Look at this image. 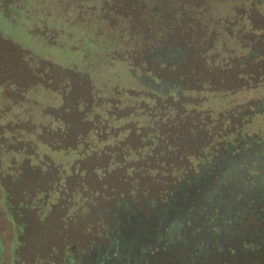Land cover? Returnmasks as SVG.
<instances>
[{
	"label": "trees",
	"instance_id": "1",
	"mask_svg": "<svg viewBox=\"0 0 264 264\" xmlns=\"http://www.w3.org/2000/svg\"><path fill=\"white\" fill-rule=\"evenodd\" d=\"M214 1L224 0L106 1L105 10L113 20L116 19L115 22L121 19L128 23L127 31L133 41L129 60L134 72L140 73L139 80L150 92L145 98L151 104L144 101L140 106L146 116V125L114 126L110 120L98 116L94 121H87L92 124L86 129L87 134H83L85 129L76 131L75 144L70 146L66 143L72 133L67 128L59 132L44 128L43 137L48 135L53 148L61 149L63 145L66 149H74L81 145L84 155L77 162L73 174L83 177L79 183L85 191L74 194L76 199H81L65 209L64 229L60 230L63 236L61 239L57 235L52 237L54 242H51L50 255L55 259L49 264H119L131 256L124 255L130 246L134 250L129 252L137 255L143 245L140 236L134 235L142 232L144 227H157L159 223L155 218L160 216V210L195 175L193 166L198 162L197 157L207 152L215 141L212 137L221 134V130L215 127L219 117L212 119L211 112L203 110V103L208 96L237 92V87H229L235 80H244L242 87L247 88L250 84L248 77H253L248 70L249 62L233 59L230 49H226L223 59L217 52L219 33L205 20L208 6ZM226 24L228 35L234 37L235 24ZM21 55L23 52L18 47L0 39V79L3 78V84L11 86L27 79L24 96L33 86L42 85L61 93L67 92L77 80L84 81V76H72L67 80L68 73L59 72L60 68L53 65L41 67V61H35L26 53L29 63H25ZM260 59L256 61L260 62ZM234 60H240V63ZM235 68H244V71L238 73ZM259 69L263 70L262 66ZM55 78L65 85L48 87L57 86ZM89 90V96L94 95V90ZM61 95L67 96L64 92ZM81 100L79 104L83 103ZM74 106L80 112L81 106L89 107ZM62 110L70 112L73 106L65 105ZM118 113L114 108L109 117L115 119L120 115ZM56 116L66 127L70 126L64 121L63 113ZM80 128L77 127L78 131ZM124 131L127 134L121 138ZM130 136L135 138L133 141L128 139L126 143L125 138ZM55 170L58 180L49 181L51 188L48 191L41 190L43 180L36 183L34 191L25 190L23 180L28 175L26 171L21 174L23 188L12 189L9 195L24 199L36 190L43 192V200L37 205V210H30L32 214H43L44 203H50L53 195H60L67 189L73 174L67 176L60 167L53 165L51 172H30L46 178ZM88 177H92L97 186L93 187ZM76 191H80L79 187ZM78 205L82 211L72 212ZM95 206H101L97 215ZM67 211H71V215ZM26 214L25 217L29 213ZM94 214L95 218L92 217ZM72 234L76 236L70 240ZM42 248L29 264H43L48 260L42 257Z\"/></svg>",
	"mask_w": 264,
	"mask_h": 264
},
{
	"label": "rangeland",
	"instance_id": "2",
	"mask_svg": "<svg viewBox=\"0 0 264 264\" xmlns=\"http://www.w3.org/2000/svg\"><path fill=\"white\" fill-rule=\"evenodd\" d=\"M106 1L0 0V39L18 47L23 52L21 58L25 63H29L24 55L26 53L35 61H41V67L53 65L60 68L59 72L68 73L67 80L72 76H84V81L76 79L73 87L67 92L62 91L67 94L66 97L61 95L62 92L42 85L29 88L24 96L27 79L15 86L3 84V78L0 79V264H27L36 259V253L42 247V257L48 258L42 263L53 261L55 258L50 255L52 237L57 235L61 239L65 209L79 200L80 197L76 199L74 194L85 191L79 183L83 177L73 174L77 162L84 158L81 153L83 147L78 145L74 149H66L61 145V149L53 148L48 135L43 137L44 128H51L54 132L67 128L72 133L66 143L70 146L75 144L77 132L85 129L83 134H87L86 129L92 125L89 122L98 116L110 120L114 126L146 125V116L140 106L144 101L151 104L145 98L150 92L139 80L140 73H135L131 67L129 53L133 50V41L127 31L128 23L121 19L115 22L116 19L113 20L105 10ZM208 7L205 20L209 21L211 29L219 33L216 50L221 58H225L226 49H230L233 59H243V63L251 65V58L256 52L254 60L259 61L264 45V33L259 31L264 21V0L214 1ZM250 16L251 21L248 20ZM226 22L235 24L234 37L228 35ZM254 29H258L256 34L261 38L257 42L252 36ZM234 61L240 63V60ZM235 70L239 73L244 68ZM248 70L253 71L251 66ZM260 78L248 77L250 84L247 83V88L242 87L244 80H235L229 87H237L239 91L207 97L202 108L211 112L212 119L219 117L215 127L221 130V134L233 130L238 124L248 132L264 128V114L252 118L244 115L260 107L257 102L264 95V86L261 83L259 87V83L264 77ZM57 79V86H47L65 85ZM256 86L259 88L250 89ZM88 87L94 90V95L89 96ZM79 100L83 103L79 104ZM65 105L73 106V110L64 112ZM74 105L89 107L81 106L80 112ZM114 108L120 114L115 119L109 117ZM61 113L64 121L69 122V127L57 119L56 115ZM247 120L250 124L245 126ZM77 127H81L79 131ZM126 134L127 131H124L120 137ZM214 137L212 140L216 142L218 138ZM133 138H125V142L128 139L133 141ZM52 165L60 167L67 176L73 175L68 180L67 189L60 195H53L50 203H44L43 214H32L31 211L37 210V205L43 200V192L36 190L24 199H18L11 197L10 191L23 188L21 174L26 171L28 175L23 180L25 190L34 191L36 183L43 180L41 190L48 191L51 188L49 181L58 180L56 170L46 178L30 172H51ZM76 172L80 170L76 168ZM87 180L93 187L97 186L92 177ZM77 187L80 189L78 192ZM97 207L94 208L96 215L101 206ZM78 210L82 211L79 205L72 212ZM72 212L67 211L68 215ZM26 213H29L27 217ZM75 236L70 235V240ZM238 264H264V254H251Z\"/></svg>",
	"mask_w": 264,
	"mask_h": 264
},
{
	"label": "flooded vegetation",
	"instance_id": "3",
	"mask_svg": "<svg viewBox=\"0 0 264 264\" xmlns=\"http://www.w3.org/2000/svg\"><path fill=\"white\" fill-rule=\"evenodd\" d=\"M259 29L264 33V21ZM256 30L255 42L261 40ZM262 51L260 62L254 60L256 52L251 58L252 77L260 79L264 45ZM257 104L255 112H245L247 118L264 114V95ZM245 129L238 124L216 136L197 157L195 175L160 210L157 227L134 235L143 245L137 255L130 246L124 255L131 256L119 264H238L264 254V128Z\"/></svg>",
	"mask_w": 264,
	"mask_h": 264
}]
</instances>
